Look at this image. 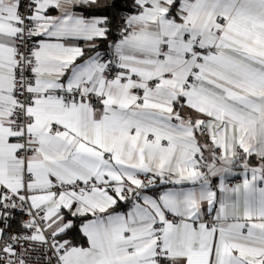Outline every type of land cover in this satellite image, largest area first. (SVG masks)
Here are the masks:
<instances>
[{
  "label": "snow or ice",
  "instance_id": "obj_1",
  "mask_svg": "<svg viewBox=\"0 0 264 264\" xmlns=\"http://www.w3.org/2000/svg\"><path fill=\"white\" fill-rule=\"evenodd\" d=\"M0 264H264V0H0Z\"/></svg>",
  "mask_w": 264,
  "mask_h": 264
}]
</instances>
